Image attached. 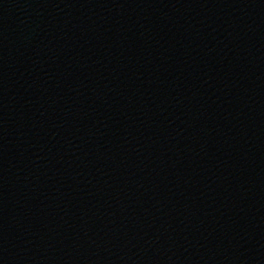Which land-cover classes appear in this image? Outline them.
I'll list each match as a JSON object with an SVG mask.
<instances>
[{"label": "water", "instance_id": "95a60500", "mask_svg": "<svg viewBox=\"0 0 264 264\" xmlns=\"http://www.w3.org/2000/svg\"><path fill=\"white\" fill-rule=\"evenodd\" d=\"M0 264H264V0H0Z\"/></svg>", "mask_w": 264, "mask_h": 264}]
</instances>
